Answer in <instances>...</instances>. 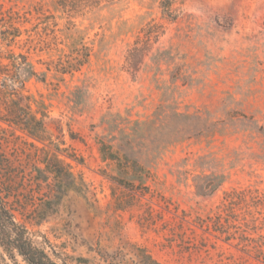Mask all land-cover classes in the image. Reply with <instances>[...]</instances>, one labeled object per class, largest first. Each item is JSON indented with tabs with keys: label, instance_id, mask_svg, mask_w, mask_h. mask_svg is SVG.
Returning a JSON list of instances; mask_svg holds the SVG:
<instances>
[{
	"label": "rangeland",
	"instance_id": "rangeland-1",
	"mask_svg": "<svg viewBox=\"0 0 264 264\" xmlns=\"http://www.w3.org/2000/svg\"><path fill=\"white\" fill-rule=\"evenodd\" d=\"M0 4V29L8 11L21 29L0 70L27 54L23 93L46 114L45 141L0 115V188L38 241L70 264H264V0H170L173 17L160 0ZM233 189L251 191L232 216L252 226L225 240L203 222Z\"/></svg>",
	"mask_w": 264,
	"mask_h": 264
},
{
	"label": "trees",
	"instance_id": "trees-1",
	"mask_svg": "<svg viewBox=\"0 0 264 264\" xmlns=\"http://www.w3.org/2000/svg\"><path fill=\"white\" fill-rule=\"evenodd\" d=\"M160 7L164 15L173 17L170 10V0H160ZM2 14L3 6L0 4V15ZM15 15V12L8 11L7 16L10 21L8 22L7 28L4 30L0 29V39L5 42L7 47L21 34L20 27L15 26L16 23H13ZM150 33L148 37L158 35L157 32ZM87 56L88 54L86 53H80L75 57L74 66L70 65L69 67H65L61 72L65 73L66 71L78 70L87 61ZM3 58L7 62L0 70V101H2L0 103L4 105L3 109L0 105V115L8 117L5 121L10 126H16L26 131L30 137L36 140L45 141L46 130L43 117L46 114L37 104H35L37 108L33 110L31 98L23 93L24 79L21 76V70L29 66L27 54L22 52L16 54L10 48L6 51V56ZM35 73L33 70L30 71L31 75H36ZM37 115L41 117H36ZM109 147L107 144H101L100 152L103 159H109L115 162L121 160L127 161L129 159L126 154L122 155L115 150H109ZM69 155L74 157L72 154ZM41 163L44 165L43 170L52 174L54 177L60 176L58 162H52V160L43 158ZM38 169L40 171V168ZM119 181L122 182V180ZM250 192V190L237 191L235 189L225 192L222 201L217 206V213L212 218L213 220L203 222L204 227L211 229L219 237L224 236L225 240L237 238L236 232L231 231V229H242V227L251 229V218L247 220L246 213L239 220L234 219V216H232L238 199L241 201L244 200L246 204L251 201L249 196ZM56 200L48 199L47 202L45 201L41 205L37 211L38 221L46 219L53 213V209L56 208ZM236 221H238L239 226L233 225L236 224ZM35 235V232L31 231L23 222L16 218L11 202L8 201L6 193L0 188V264H9L10 261L12 264H19V261L24 264L71 263L72 256L63 252L61 249H57V246L51 244L45 237L44 241H38ZM245 241L248 242L249 240ZM242 246L244 250L248 251L254 248V246L250 248L248 244H242ZM257 247V255L264 260V251L260 250L259 246ZM74 261L77 264L87 263V259L82 256L74 258Z\"/></svg>",
	"mask_w": 264,
	"mask_h": 264
}]
</instances>
